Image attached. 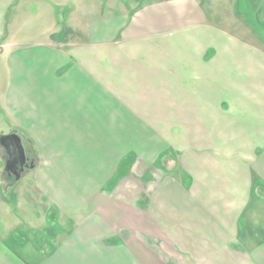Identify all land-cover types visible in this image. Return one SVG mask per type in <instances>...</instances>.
I'll list each match as a JSON object with an SVG mask.
<instances>
[{"label":"crops","instance_id":"obj_1","mask_svg":"<svg viewBox=\"0 0 264 264\" xmlns=\"http://www.w3.org/2000/svg\"><path fill=\"white\" fill-rule=\"evenodd\" d=\"M101 1L0 0V264H264V35Z\"/></svg>","mask_w":264,"mask_h":264},{"label":"rangeland","instance_id":"obj_2","mask_svg":"<svg viewBox=\"0 0 264 264\" xmlns=\"http://www.w3.org/2000/svg\"><path fill=\"white\" fill-rule=\"evenodd\" d=\"M102 2L101 0H98ZM127 1V0H126ZM213 20L217 21L222 26L240 34L249 35L255 41L258 38L252 33V26L258 34L264 35L262 30L264 24V0H202ZM87 3V2H86ZM96 0H88V6H84L89 12H97L95 9ZM83 12L81 4L74 7ZM83 15V13H82ZM83 16L73 17L77 20ZM84 18V17H83ZM251 26H250V25ZM262 27V28H260ZM1 52H0V88L6 82V70L2 71ZM23 124L15 122L0 105V137L17 133L22 139H33L34 123L31 121H22ZM1 144V143H0ZM1 147V146H0ZM6 172V164L3 171ZM28 176L22 178L21 181L25 182Z\"/></svg>","mask_w":264,"mask_h":264},{"label":"water","instance_id":"obj_3","mask_svg":"<svg viewBox=\"0 0 264 264\" xmlns=\"http://www.w3.org/2000/svg\"><path fill=\"white\" fill-rule=\"evenodd\" d=\"M0 141L5 146L9 155L6 170H9L15 176V179L19 180L27 169L34 167V164L27 165L28 159L23 139L17 133H13L1 136Z\"/></svg>","mask_w":264,"mask_h":264},{"label":"flooded vegetation","instance_id":"obj_4","mask_svg":"<svg viewBox=\"0 0 264 264\" xmlns=\"http://www.w3.org/2000/svg\"><path fill=\"white\" fill-rule=\"evenodd\" d=\"M13 146V145H12ZM11 146V147H12ZM27 153V152H26ZM7 154H8V152H7ZM9 159V155H8V157H7V160ZM27 165H31V164H33V161H32V159L28 156V154H27ZM7 160H6V163H7ZM11 176H13V177H15L14 175H12L11 173H10V171L9 170H6Z\"/></svg>","mask_w":264,"mask_h":264},{"label":"trees","instance_id":"obj_5","mask_svg":"<svg viewBox=\"0 0 264 264\" xmlns=\"http://www.w3.org/2000/svg\"><path fill=\"white\" fill-rule=\"evenodd\" d=\"M264 24H262V26H263Z\"/></svg>","mask_w":264,"mask_h":264}]
</instances>
